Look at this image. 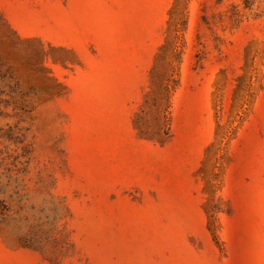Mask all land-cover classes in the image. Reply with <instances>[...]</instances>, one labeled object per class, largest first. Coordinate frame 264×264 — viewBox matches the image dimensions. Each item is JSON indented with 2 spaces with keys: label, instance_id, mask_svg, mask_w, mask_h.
Segmentation results:
<instances>
[{
  "label": "rangeland",
  "instance_id": "obj_1",
  "mask_svg": "<svg viewBox=\"0 0 264 264\" xmlns=\"http://www.w3.org/2000/svg\"><path fill=\"white\" fill-rule=\"evenodd\" d=\"M0 264H264V0H0Z\"/></svg>",
  "mask_w": 264,
  "mask_h": 264
},
{
  "label": "trees",
  "instance_id": "obj_2",
  "mask_svg": "<svg viewBox=\"0 0 264 264\" xmlns=\"http://www.w3.org/2000/svg\"><path fill=\"white\" fill-rule=\"evenodd\" d=\"M171 84V81H167L166 84H157V89H162V91L164 92L165 99H167L169 93L171 92V89L173 88Z\"/></svg>",
  "mask_w": 264,
  "mask_h": 264
}]
</instances>
